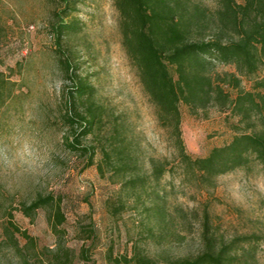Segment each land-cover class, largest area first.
<instances>
[{
	"label": "rangeland",
	"instance_id": "rangeland-1",
	"mask_svg": "<svg viewBox=\"0 0 264 264\" xmlns=\"http://www.w3.org/2000/svg\"><path fill=\"white\" fill-rule=\"evenodd\" d=\"M68 1L65 15L64 0H0V70L16 82L13 97L0 107V139L18 147L28 141L47 160L39 175L0 182V242L5 241L0 263L21 264L20 254L4 236L8 211H13L14 223L36 239L26 250L30 258L41 264L49 258L46 247L58 248L47 209L34 218L18 209L39 194H54L63 200L64 243L73 250L74 264H111L110 254L131 256L135 248L161 263L194 256L203 248L206 221L220 242L260 235L253 248H246L255 256L250 264H264L262 165L253 161L213 182L184 175L171 131L161 125L123 47L114 0ZM197 1L212 10L217 7L216 0ZM63 15L78 27L66 33L60 47L55 24ZM59 48L77 67V76L94 86V99L105 110L103 122L82 140L83 145L96 146L95 164L86 169L87 156L66 145L71 128L64 120L65 104L75 79L62 68ZM217 70L237 72L232 64H219ZM255 77H243V86L252 89ZM181 109L184 139L194 156H206L229 143L236 126H243L230 110L218 106L199 115L185 104ZM118 146H124L140 167L118 173L107 163L104 148ZM153 159L166 164L163 177L137 190L123 188L132 176L150 175ZM20 241L24 246L26 240ZM84 247L91 261L82 257Z\"/></svg>",
	"mask_w": 264,
	"mask_h": 264
},
{
	"label": "trees",
	"instance_id": "trees-1",
	"mask_svg": "<svg viewBox=\"0 0 264 264\" xmlns=\"http://www.w3.org/2000/svg\"><path fill=\"white\" fill-rule=\"evenodd\" d=\"M63 12L68 13V0ZM212 10L197 0H114L119 12V27L123 47L138 71L140 81L157 109L161 125L171 131L184 175L213 182L221 174L258 162L264 168V0H216ZM66 15V14H65ZM77 22L63 16L55 24L56 41L61 47L67 32L76 30ZM61 51V49L59 48ZM60 64L70 79H75L66 101L65 122L71 128L66 145L87 156L84 169L95 164L96 146L83 145V138L92 134L104 120V107L94 99L95 88L77 76V67L61 51ZM219 64H232L237 72H219ZM262 72V74H261ZM256 76L253 88L243 86V77ZM0 70V107L15 93V84ZM230 87L236 91L233 96ZM84 105V108L80 106ZM194 115L206 113L212 106L230 110L243 126H236L233 139L216 146L206 156L189 152L183 135L181 105ZM104 160L118 173L140 167L124 146L107 150ZM151 174H137L126 179L122 186L129 190L146 187L166 173L165 163L152 160ZM103 173V166L99 165ZM20 211L34 218L47 209L52 230L59 238L57 249L49 252L41 264H74L73 250L64 243L66 215L63 200L54 194H39L30 203L22 202ZM158 211V210H157ZM163 214V210L159 211ZM9 225L4 236L21 256V264H39L26 253L36 245V239L21 230L8 211ZM20 238L26 243L21 245ZM261 240L258 234L238 236L219 241L205 222L203 248L194 256L179 257L161 263L157 258L135 248L132 255L114 257L111 264H250V245ZM4 242H0V246ZM253 245V244H252ZM253 248V247H252ZM248 249V250H247ZM89 248L81 255L91 261ZM46 255L47 253L44 252ZM1 264V263H0ZM90 264H99L92 261Z\"/></svg>",
	"mask_w": 264,
	"mask_h": 264
},
{
	"label": "clouds",
	"instance_id": "clouds-1",
	"mask_svg": "<svg viewBox=\"0 0 264 264\" xmlns=\"http://www.w3.org/2000/svg\"><path fill=\"white\" fill-rule=\"evenodd\" d=\"M46 163L32 143L18 147L14 141L0 139V182L39 175Z\"/></svg>",
	"mask_w": 264,
	"mask_h": 264
}]
</instances>
